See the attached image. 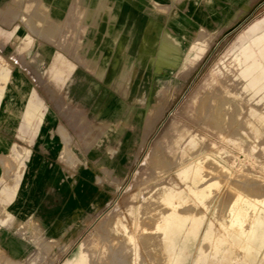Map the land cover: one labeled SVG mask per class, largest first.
<instances>
[{"label": "rangeland", "instance_id": "374dc122", "mask_svg": "<svg viewBox=\"0 0 264 264\" xmlns=\"http://www.w3.org/2000/svg\"><path fill=\"white\" fill-rule=\"evenodd\" d=\"M128 2L180 38L184 59L161 66L153 52L143 62L131 40L124 50L120 42L111 63L77 64L69 93L65 81L74 65L50 63L54 49L35 42L40 36L68 49L70 35L61 40L59 32H44L56 23L48 13L57 12L43 0H0L3 51L27 42L28 54L40 52L49 61L27 68L29 87L51 92L46 98L60 104L61 128L75 146L57 186L63 192L71 183L77 195L87 192V202L69 210L60 237L36 240L20 259L0 251V264H75L76 256V264H117L121 257L118 264H263L264 80L253 84L258 71L248 73L237 55L250 43L261 57L251 42L264 32V0H157L146 8L144 0ZM79 3L72 7L83 8ZM98 3L115 9L114 0ZM2 26L19 29L8 43ZM149 29L157 51L162 34L152 24ZM7 77L0 73V100ZM54 85L62 88L58 95ZM222 97L228 100L219 106ZM31 98L23 114L14 109L12 127L0 123L11 144L38 132L44 113ZM29 154L15 145L0 158V225L13 222L7 207Z\"/></svg>", "mask_w": 264, "mask_h": 264}, {"label": "crops", "instance_id": "0c3cea01", "mask_svg": "<svg viewBox=\"0 0 264 264\" xmlns=\"http://www.w3.org/2000/svg\"><path fill=\"white\" fill-rule=\"evenodd\" d=\"M56 1L43 0V3L48 5V11L50 7L58 14L52 17L48 13L49 18L56 23L52 25L53 29L47 25L48 28L44 29V32L51 30L59 32L61 34L59 39L61 38V40L70 35L67 45L69 50L65 49L61 52L55 44L52 45L45 40L41 42L42 37L40 36H36L35 42H37V48L43 45L54 49L50 63L74 65V75L69 76V79L67 78L68 80L65 81L67 92L71 93L74 92V87L76 88L77 84L75 74L77 64L111 63L114 54L118 52L120 42L122 43L121 48L124 50V34L129 11L125 12L123 9L118 11L114 7L108 8L98 5V1L108 0H65L64 5H60ZM77 1H81L79 4L84 7L79 9L72 7L77 4ZM144 1L146 2L142 4V7L146 8L151 6V2L156 3L157 0ZM128 6L129 3L126 4V7ZM2 27L1 31L4 32L5 38L2 41H7V43L12 38V33L19 31L18 27L16 29H12L11 26ZM20 28L24 30L23 26ZM30 45L27 42L19 41L14 47L10 43V45L5 46L6 49L7 47L11 48L10 52L3 51L0 46V73L2 71L8 73L0 100V123L2 127H12L9 122L13 121L14 109L23 114L25 106L32 99V96H36L37 103L44 113L38 132L31 141L27 139L28 141L25 142L22 139L20 144H11L8 134L0 132V158L11 153L15 145L30 150L15 199L7 207L13 217V222L0 225V251H6L7 255L14 259H20L27 256L30 251H34L36 240L50 241L60 237L62 231L66 229L64 226L67 218L71 219L69 210L78 207V203L87 202L86 190L80 189V193L77 195L71 183L63 192L57 186L60 181H64V178L61 177L62 171L69 168L64 161L67 158L70 159L72 153H75V146L71 145L70 138L66 139L65 130L61 128L57 115L59 103H51L46 98L50 96L51 92L46 95L44 89L29 87L30 77L27 65L49 62L44 60L45 57L40 52L36 55L28 54ZM109 57L110 60H106ZM42 74L45 75V71ZM54 86L52 93L58 95L62 88L58 85ZM89 94L91 95L92 91ZM27 115L28 117L32 115L31 109L27 111ZM62 197L63 199H61ZM62 209H68V212H65V217L62 216Z\"/></svg>", "mask_w": 264, "mask_h": 264}, {"label": "bare ground", "instance_id": "6f19581e", "mask_svg": "<svg viewBox=\"0 0 264 264\" xmlns=\"http://www.w3.org/2000/svg\"><path fill=\"white\" fill-rule=\"evenodd\" d=\"M66 3V1H64ZM129 3L128 1H115V9H123L125 12L129 11L128 21L125 29L124 34V41L131 40L132 42V51H135V48H139L140 55L143 58V62L147 59L148 55L150 53L156 52L157 55V62L161 66H165L167 64H174L179 60L184 59V49L181 43V40L179 37L173 35L172 33L168 31H164L163 25L160 23V20H156L153 17H146L142 13H138L135 11L134 6L129 3V6L126 7V4ZM10 9V8H9ZM175 23L180 24L182 20L178 17V15H175L174 18ZM124 22V21H123ZM150 24L153 25V29L157 32V34H162V42L160 44V48L155 50L156 47V40L155 37L150 35ZM121 26V25H120ZM157 36V35H156ZM255 46L259 47V52L261 57L258 55L257 51L254 49V47L248 43L244 46L243 50L240 54L237 55V58L239 60V63L243 65L244 69L248 73H253L254 71H258L257 76L253 77L252 83L255 84L256 78L260 80H264V32L257 35L251 42ZM180 66V65H179ZM250 81V80H249ZM264 87V82L263 86ZM227 98H220V100L217 102V105H221L226 103ZM234 102V101H233ZM237 104V102H235ZM238 105V104H237ZM201 106L205 108L206 102L202 101ZM236 106V105H235ZM218 107V106H217ZM243 107V106H242ZM230 108V107H229ZM222 109V108H221ZM233 109V108H232ZM226 110V109H225ZM242 113V112H241ZM240 114V113H239ZM30 117V116H29ZM243 117V116H242ZM238 119V118H237ZM240 119V118H239ZM248 119V118H247ZM221 121V120H219ZM99 124V123H98ZM180 156V155H179ZM189 156V155H188ZM194 156V155H193ZM205 157V156H204ZM181 161V159H180ZM206 161V160H205ZM182 162V161H181ZM180 162V163H181ZM202 163V162H201ZM206 163V162H205ZM219 164V163H218ZM221 165V164H220ZM205 166V165H204ZM222 166V165H221ZM221 168V167H220ZM226 168V167H225ZM205 171V170H204ZM218 171V170H217ZM207 176V175H206ZM220 179V178H219ZM221 180V179H220ZM246 181V180H245ZM231 182V181H229ZM246 183V182H245ZM223 184V183H222ZM244 184V183H243ZM233 186V185H232ZM253 187V186H252ZM236 189V188H235ZM255 190V189H254ZM236 191V190H235ZM191 194V193H190ZM247 199V198H246ZM250 199V198H249ZM197 200V199H195ZM253 201V200H252ZM198 202V201H197ZM164 204V203H162ZM176 204V203H175ZM235 204V203H234ZM219 205V204H218ZM167 206V205H166ZM174 207V206H173ZM238 207V206H237ZM155 208V207H154ZM168 208V206H167ZM178 208V207H177ZM218 210V209H217ZM251 210V209H250ZM255 210V209H254ZM220 212V211H219ZM230 213V212H228ZM257 217V216H256ZM261 219V216L258 218ZM152 220V219H151ZM142 221V220H140ZM139 221V222H140ZM225 223V222H224ZM228 223V222H227ZM142 225V224H141ZM264 226V225H263ZM264 228V227H263ZM243 230V229H242ZM139 231V230H138ZM148 231V230H147ZM244 231V230H243ZM142 236V235H141ZM161 238V237H160ZM115 241V240H114ZM108 242V241H107ZM249 243V242H248ZM123 246V245H122ZM120 246H118L119 248ZM138 247V246H137ZM107 248V247H106ZM113 248V247H112ZM124 249V248H122ZM139 249V248H138ZM111 250V249H110ZM118 250V249H117ZM116 251V250H115ZM114 251V252H115ZM156 251V249H155ZM108 252V251H107ZM113 252V253H114ZM121 252V250H120ZM45 253V252H44ZM90 253V252H89ZM119 253V252H118ZM165 253V252H164ZM123 254V253H122ZM221 254V253H220ZM237 254V253H236ZM114 257H119L118 254ZM238 255V254H237ZM111 256V254H110ZM122 256V255H121ZM113 257V256H112ZM110 257V258H112ZM112 258L113 259L115 258ZM124 257V256H123ZM120 259V258H119ZM121 261L123 258L121 257ZM119 260V261H120ZM126 260V259H124ZM139 260V259H138ZM73 261L75 264L79 262V257H74ZM110 261V260H109ZM117 262V259L115 260ZM118 261V262H119ZM127 261V260H126ZM117 262V264H118ZM154 262V261H153ZM111 263V261H110ZM121 263V262H120ZM127 263V262H125ZM103 264V263H102ZM114 264H116L114 262ZM264 264V263H263Z\"/></svg>", "mask_w": 264, "mask_h": 264}]
</instances>
